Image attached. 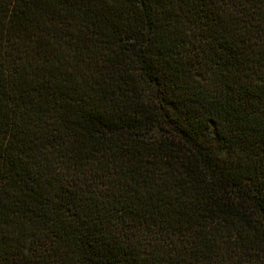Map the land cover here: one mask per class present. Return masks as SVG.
Here are the masks:
<instances>
[{
	"label": "trees",
	"instance_id": "trees-1",
	"mask_svg": "<svg viewBox=\"0 0 264 264\" xmlns=\"http://www.w3.org/2000/svg\"><path fill=\"white\" fill-rule=\"evenodd\" d=\"M0 264H264V0H0Z\"/></svg>",
	"mask_w": 264,
	"mask_h": 264
}]
</instances>
